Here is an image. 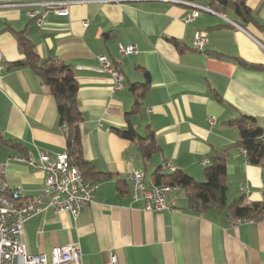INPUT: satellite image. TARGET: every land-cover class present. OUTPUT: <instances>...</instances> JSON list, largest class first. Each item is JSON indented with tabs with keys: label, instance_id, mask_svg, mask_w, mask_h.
Returning <instances> with one entry per match:
<instances>
[{
	"label": "crops",
	"instance_id": "1",
	"mask_svg": "<svg viewBox=\"0 0 264 264\" xmlns=\"http://www.w3.org/2000/svg\"><path fill=\"white\" fill-rule=\"evenodd\" d=\"M35 1L40 0H0V164L10 187L32 201L45 188V174L14 158L38 161L40 153H67L55 98L29 65L19 64L26 59L22 35L40 63L72 68L84 118L83 159L93 166L89 180L100 190L77 219L53 209L30 219L24 232L28 251L50 255L55 247L77 243L83 264H108L111 254L119 264H264V219L237 223L228 209L216 206L195 211L183 189L168 195L175 210L145 211L142 201H134L130 181L140 170L151 188L155 171L172 162L203 182L212 155L231 146L228 205L243 197L247 203L264 201V168L243 156L239 130L231 123L246 115L264 126V0H244L253 16L248 22L230 2L212 7L211 0H180L217 13L201 11L190 24L184 19L195 7L174 0H81L69 17L51 15L43 27L27 15L30 8L7 6ZM198 33H207L204 51L193 47ZM119 45L135 46L137 53L121 55ZM103 55L123 72L124 89L115 90L113 80L97 71ZM136 84L147 87L137 92L141 111L129 115ZM211 117L216 124H209ZM130 125L142 138L153 135L158 151L150 160L137 141L114 131Z\"/></svg>",
	"mask_w": 264,
	"mask_h": 264
},
{
	"label": "built area",
	"instance_id": "2",
	"mask_svg": "<svg viewBox=\"0 0 264 264\" xmlns=\"http://www.w3.org/2000/svg\"><path fill=\"white\" fill-rule=\"evenodd\" d=\"M105 2L126 3L138 0H104ZM176 3L195 7V10L185 17L186 24L192 23L201 15V11L217 14L210 8L187 2L174 0ZM83 3L81 0H40L35 2L9 3L11 8H30L27 15L38 27H43L51 15L69 17L74 5ZM88 26V21L83 22ZM208 44L207 33H198L194 42L196 51H204ZM121 55L137 53L135 46L119 45ZM97 71L108 75L114 83V89L120 91L125 88V77L115 63L108 56L98 57ZM3 54L0 52V71H3ZM210 125L217 122L216 117L208 120ZM264 128V126H263ZM242 154L247 157V151L242 149ZM14 160L26 163L40 169L45 174L46 184L42 194L35 200L25 201L21 189L10 187L5 176V165L0 164V264H83L80 245L69 244L52 249L50 255L30 253L24 243L26 223L33 217L47 209L56 213L68 212L75 219L83 209L93 204L100 190V185L86 181L81 171L70 164L67 153L52 156L40 153L38 161L25 157H15ZM208 164V161H204ZM163 168L169 172L178 171L172 163H166ZM145 173L134 170L130 175L132 184L131 194L134 201H142L144 210L149 212L173 211L176 209L175 201L168 199L172 192L181 190L178 185H154L148 188L145 184ZM251 221L238 219L237 223ZM108 264H119L114 254L110 255Z\"/></svg>",
	"mask_w": 264,
	"mask_h": 264
},
{
	"label": "trees",
	"instance_id": "3",
	"mask_svg": "<svg viewBox=\"0 0 264 264\" xmlns=\"http://www.w3.org/2000/svg\"><path fill=\"white\" fill-rule=\"evenodd\" d=\"M213 7L217 5L232 4L237 16L244 22L252 19V13L247 8L244 0H211ZM175 46L179 47V42L170 40ZM19 43L25 53V61L19 64L29 65L35 74L48 87L50 94L55 98L59 114L61 127L65 128L67 140V154L70 164L77 167L83 174L86 181L93 175V166L83 159L82 132L81 123L83 114L78 104L79 86L73 74L72 68L58 61L47 60L40 63L38 54L34 45L22 35H19ZM147 85L136 84L133 86L135 93V104L129 115L141 111L140 99ZM239 130L238 145L247 151L248 161L264 168V128L258 125L253 117L242 115L239 119L231 122ZM114 131L123 139L137 141L143 158L148 161L158 151L157 143L153 135L142 138L138 132L130 125L127 129H114ZM3 138L0 136V140ZM9 144L18 143L14 140H4ZM231 146L215 152L209 165L205 169V181L199 182L191 176L180 172H165L164 168L159 167L152 178L155 185H178L186 192L187 201L190 208L195 211L207 209L216 206L220 210L228 209L234 219L263 220L264 219V201L261 203H247L245 198H239L228 205V186H227V154Z\"/></svg>",
	"mask_w": 264,
	"mask_h": 264
}]
</instances>
